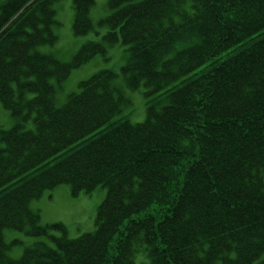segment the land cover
<instances>
[{"label":"trees","instance_id":"16d2710c","mask_svg":"<svg viewBox=\"0 0 264 264\" xmlns=\"http://www.w3.org/2000/svg\"><path fill=\"white\" fill-rule=\"evenodd\" d=\"M94 2L72 0L74 34L93 28ZM106 7L102 42L62 63L36 50L57 39L52 0H0V102L16 121L0 131V264H133L140 250L145 264H264V0ZM117 42L126 85L168 104L148 103L142 122L118 118L116 74L102 70L58 105L55 84ZM61 184L106 188L94 230L71 239L52 224L54 248L8 256L3 231L45 234L29 204Z\"/></svg>","mask_w":264,"mask_h":264},{"label":"rangeland","instance_id":"374dc122","mask_svg":"<svg viewBox=\"0 0 264 264\" xmlns=\"http://www.w3.org/2000/svg\"><path fill=\"white\" fill-rule=\"evenodd\" d=\"M105 1L95 0V4L90 10L93 28L84 35H75L72 30V0H54L52 6L55 10L56 25L53 26V31L57 35V39L53 44L39 45L36 50L67 63L87 40L102 42L101 35L107 31V25L105 23L100 24L99 21L109 12ZM124 48L125 46L120 42L107 45L104 53H98L85 64L72 69L68 77L60 85H56L55 102L58 105L62 104L69 93L78 89L80 81L89 78L100 70H110L116 74L112 80L115 95L121 96L124 100L118 118L120 117L131 123L142 122L147 115L146 106L148 103L154 104L156 107L167 104L168 99L165 94L158 97L145 96L143 87L131 89L126 85L120 69L127 54ZM238 49V46L228 49L220 56V59L235 53ZM205 69L204 65L200 68V70ZM194 72L197 73L198 71L195 70ZM182 81L178 79L168 87L175 89L182 84ZM9 113L7 109L1 107L0 103V129H8L14 124ZM25 128H34L32 119L25 122ZM0 147H3L2 141H0ZM105 194V187H97L89 192L73 194L69 185L61 184L52 189L44 190L38 198L30 202V208L37 210L41 225L60 224L65 228V235L68 238H75L94 229L97 206L103 200ZM60 234L61 232L58 229L52 227H48L47 232L41 235L16 229H5L3 231L4 240L8 244L7 255L13 259H18L25 249L36 245L37 242H42L48 247L54 248L55 242L52 238ZM133 261V264L147 263L148 257L145 251H138Z\"/></svg>","mask_w":264,"mask_h":264},{"label":"bare ground","instance_id":"6f19581e","mask_svg":"<svg viewBox=\"0 0 264 264\" xmlns=\"http://www.w3.org/2000/svg\"><path fill=\"white\" fill-rule=\"evenodd\" d=\"M53 1H54V0H53ZM31 4H32V2H27L24 6H29V5H31ZM229 8H230V9H233V3L230 4ZM19 12H20V11H18V12L16 13V15H17ZM237 12H238V11L235 10L232 14H233V15H238ZM3 28H4V27H3Z\"/></svg>","mask_w":264,"mask_h":264}]
</instances>
